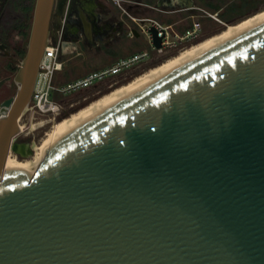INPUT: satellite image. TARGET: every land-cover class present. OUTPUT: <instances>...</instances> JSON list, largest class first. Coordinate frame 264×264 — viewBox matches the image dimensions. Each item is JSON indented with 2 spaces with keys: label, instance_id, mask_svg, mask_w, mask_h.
Returning a JSON list of instances; mask_svg holds the SVG:
<instances>
[{
  "label": "water",
  "instance_id": "water-1",
  "mask_svg": "<svg viewBox=\"0 0 264 264\" xmlns=\"http://www.w3.org/2000/svg\"><path fill=\"white\" fill-rule=\"evenodd\" d=\"M55 2L0 104V264H264V17L61 122L32 172L6 160Z\"/></svg>",
  "mask_w": 264,
  "mask_h": 264
},
{
  "label": "rangeland",
  "instance_id": "rangeland-1",
  "mask_svg": "<svg viewBox=\"0 0 264 264\" xmlns=\"http://www.w3.org/2000/svg\"><path fill=\"white\" fill-rule=\"evenodd\" d=\"M133 1L136 2L137 0H133ZM236 1H241V0H235V2ZM138 2L140 3L135 4L138 8L136 13L137 18L146 17L155 20L157 19L159 22L163 24H176L174 28L180 34H184L188 30H195V29H197V33L188 41L180 42L179 46H181V48L179 49V47H177L176 49H174L176 52H174L173 49H170L169 50L170 52L168 54L167 53L160 54L159 56H157L158 57L157 59H153L148 64H145L141 69H139L133 75H137L138 73H141L144 70L143 68H145L146 66H147L146 68H148L150 66L156 65L159 61L163 60L169 55L176 54L177 51L193 44L194 42H197V40L203 37L206 38L213 34H217V32H220L221 30H224L226 27L225 22L230 24H236L238 21H241L243 18L256 13V11H260L264 9V0H252V2L245 4L244 6H239V7L236 6V8L228 9V11L225 9V11L223 10L224 12H222V14L224 13L223 15L225 17L222 18L224 21L223 23L222 21L214 20L207 15L206 11L211 13H216L217 11L215 12L214 11L215 9L209 8V5L205 0H203L202 2H200L199 0L198 3H200L199 5L202 8L208 7L207 9H205L206 11L204 10L192 11V10H178V9L172 10L171 8L163 7L161 4L158 3V0H138ZM218 2L220 1L216 0V2L214 3L216 4ZM223 2L224 0H222V3ZM124 3L125 2L122 1L119 2V0H112V3H110L109 6H111L114 9L117 8L119 10H122L123 9L122 6L126 7ZM19 14L20 13L18 12L17 14L13 13L14 16ZM31 14H32L31 15V23H32L34 11ZM6 20L9 25L13 23V19L11 18L10 15L9 17L8 16L6 17ZM143 22H147V21H141V23ZM129 32H127V34ZM128 36L129 34L127 35V37H125L123 41L117 40L116 43H113V45H115L114 48L117 47L119 48L118 55L124 56L125 54H133L136 53L137 51L149 49L150 47V45L148 44L149 38L145 34H142L140 37H137V39H133V40H130L129 39L130 37ZM22 38L23 40H25L24 41L25 48H27L29 38H24L22 37L21 34L18 33H16L14 36L15 41H17V39L20 40ZM119 42H121L122 44L119 45ZM110 44L111 43H109L107 46L102 45L100 48L80 47L79 49H77V51H75L74 49L73 54L61 55V59L65 61L63 66L64 69L58 71V73L56 74L55 85L58 86L63 83L78 80V78L84 77L91 72L98 71V69L112 65L115 62L114 61L115 59L109 58L107 56L108 55L107 50ZM22 59L23 56L21 54L14 56L13 53L10 54L9 58H7L6 56L3 59L0 58V67H2V65L4 64L6 65L7 63L12 62L11 68H9L8 72L5 74L1 73V78H5V79L2 83H0V103L5 98L14 97L16 95L18 91V85L15 83L14 78L18 72ZM0 70L2 69L0 68ZM6 76L8 77L7 79ZM132 77L133 76L129 77L128 79L129 80L130 78L133 79ZM106 83L103 82L98 85V87H104L103 89H105V92L108 91L106 90L107 89V86H105ZM95 89L96 88L80 90L79 92L69 95L57 93L54 95V98L56 101L60 102L62 105H65L67 107L68 104L70 103L72 104L78 103L83 95L88 94L91 91H94ZM82 104L84 103H81L78 106L76 105L75 108L69 106L66 111L68 113L75 111ZM68 113L65 116H62L61 118L73 114V113L71 114ZM41 120H42L41 118H39L38 120L36 119L33 120L29 112L25 113L22 117L21 123L25 126L26 129L24 132L20 133L15 137V143L19 144L20 142H30L31 145L34 143H38L40 139L43 137L47 128L46 127L40 128V130L34 133H28V132L30 130L29 125H31L33 121H35L34 123H38ZM35 133L37 139L33 138L32 136ZM21 157L24 156L21 155Z\"/></svg>",
  "mask_w": 264,
  "mask_h": 264
},
{
  "label": "flooded vegetation",
  "instance_id": "flooded-vegetation-1",
  "mask_svg": "<svg viewBox=\"0 0 264 264\" xmlns=\"http://www.w3.org/2000/svg\"><path fill=\"white\" fill-rule=\"evenodd\" d=\"M123 1L125 2L124 5L126 7L122 6L123 9L119 10L117 8L114 9L111 6H109V4L112 3V0H56L54 6L55 11L51 21L52 30L50 36V43H52L53 45L58 44L62 51H64L63 45L65 43L71 44L73 46V49H69L67 51L70 53L64 51L65 53L64 55L73 54L74 53L73 50L75 49V51H77V49H79L80 47L100 48L102 45L107 46L109 43H111L110 45L112 46L110 45L108 46L109 48L107 50L108 51L107 56L109 58L115 59L114 60L115 62L118 61V59L120 58H125L135 54V53L125 54L124 56H120L118 55L119 48L118 47L114 48L115 45H113V43H116L117 40L123 41L128 34L130 40L137 39V37H140L142 35L140 32H137L134 33L135 37L131 36V30H134L137 26L135 21L133 20L134 18H136V13L138 10L135 4L136 3L138 4L140 2H138V0L136 2L133 0H123ZM202 1L203 0H200V2ZM205 1L208 3L209 8L215 9L214 11L218 12V17L220 21H222L223 23L224 21L222 18L225 17L223 15L224 13L222 14V12H224L225 9L228 11V9L236 8V6L238 7L244 6L245 4L252 2V0L251 1L241 0L236 2L235 0H224V2L222 3V0H218L220 2L215 4L214 2H216V0H205ZM198 2L199 0H158V3L161 4L163 7L171 8L172 10L178 9V10L196 11L194 10L196 6L200 7L199 5L200 3ZM18 3H20L19 0H0V58L2 59L5 56L9 58L11 53H13L14 56L18 54L20 55L19 51L17 52V49L14 48L13 45H10L11 42L12 43L23 42V38L20 40L17 39V41H15L14 39L15 34L18 33L22 35V33L18 28L16 30L12 28L13 25L17 24L18 20L21 19L23 15V11L18 6ZM207 8L204 7L202 9L205 10ZM17 12L20 14L14 16L13 13L17 14ZM9 15L13 19V23L10 25L6 20V17L7 16L9 17ZM228 24L230 23L225 22L226 27ZM128 29L130 30V32ZM127 32L129 33L127 34ZM204 38L205 37L197 40V42H200ZM197 42H194L193 44ZM120 44L122 43L119 42V45ZM169 52L170 51L165 53L168 54ZM172 55H169L168 57ZM157 56H159V54H154V59H157L158 58ZM11 63H7L6 65L4 64L2 65V67H0L2 69L0 70V83H2L5 79V78H1V73L3 74L7 73L9 68H11ZM134 73L135 72L133 71L129 77L136 76L133 75ZM7 78L8 77L6 76V79ZM128 78L126 80L119 81L117 84H115L112 87H110L109 85L110 81L107 82L105 85L107 86L106 90L110 91L113 88L118 87V84L129 80ZM94 88H96L94 91H91L90 93L83 95L78 103H74V104L70 103L68 104L67 107L63 105V107H65V110L57 120H59L62 116H65L68 113L66 110L69 106L75 108L76 105L78 106L79 104L84 103L77 110L68 113L71 114L73 112L78 111L89 101L94 100L98 98L101 94L105 93V89H103L104 87L96 86ZM9 98L11 97L5 98L3 101ZM32 136L33 138L37 139L36 133ZM20 144L25 145V147L26 145H28V147L31 148L30 142H20L19 145ZM21 155L23 154L20 153V156Z\"/></svg>",
  "mask_w": 264,
  "mask_h": 264
},
{
  "label": "built area",
  "instance_id": "built-area-1",
  "mask_svg": "<svg viewBox=\"0 0 264 264\" xmlns=\"http://www.w3.org/2000/svg\"><path fill=\"white\" fill-rule=\"evenodd\" d=\"M120 1L124 2L123 0H119V2ZM194 10L204 9L196 6ZM206 13L210 18L220 21L218 12L211 13L206 11ZM133 20L137 26L134 30H131V36L135 37L134 33L137 32L145 34L149 38V49L138 51L125 58H120L110 66L103 67L98 69V71L91 72L84 77L78 78V80L63 83L58 86L55 85V78L58 71L64 69L63 66L65 61L61 59V55L65 53L58 44L53 45L49 43L40 64L41 69L36 81L35 92L27 107L28 110L26 113L29 112L33 120L41 118V121H44V123L53 122L61 115L65 108L60 102L55 100V94L61 93L69 95L79 92L80 90L94 88L103 82L106 83L109 81V85L112 87L119 81L126 80L134 70L138 71L145 64L151 62L154 59V54L160 55L168 52L170 49L174 50L177 47L180 49V42L188 41L197 33V29H195L180 34L174 28L176 24H163L157 19L136 17ZM141 21L147 22L141 23ZM157 38H161V45L157 43ZM174 52L176 51L174 50ZM145 68L143 69L145 70Z\"/></svg>",
  "mask_w": 264,
  "mask_h": 264
},
{
  "label": "bare ground",
  "instance_id": "bare-ground-1",
  "mask_svg": "<svg viewBox=\"0 0 264 264\" xmlns=\"http://www.w3.org/2000/svg\"><path fill=\"white\" fill-rule=\"evenodd\" d=\"M264 17V9L260 10V11H256V13L247 16L245 18H243L241 21H238L236 24H228L227 27L224 30H221L220 32H217V34H213L211 36H208L206 38H204L203 40H201L200 42H197V44H192L186 48H183L181 50H179L175 55H172L166 59H164L163 61L159 62L157 65L152 66L144 71H142L141 73H138V75L133 76L130 80L128 81H124L120 84H118V87L113 88L110 91H107L103 94H101L98 98L89 101L87 104H85L83 107H81L78 111L73 112V114L63 117L59 120H55L53 122H48V123H44V121H40L39 124L38 123H34L35 121H33V123H31V125H29V132L28 133H34L38 130H40V128H44L46 127L47 130L45 131L43 137L40 139V141L38 143H34L31 145V148L28 147V145H19V144H15L14 143V138L12 141V145H11V149L9 152V155L7 157V161H11V162H16L19 164H23L24 166L28 167L32 172H35L38 168V165L40 164V162L42 161V159L44 158V156L46 155V153H44L43 148L41 147V145L43 144L45 138L47 137V135H49L52 131H54L61 122L75 116L76 114H78L80 111L90 107L91 105L97 103L100 99L118 91V89L134 82L137 81L139 78L148 75L154 71H157L159 68L168 65L171 62L176 61L178 58H181L185 55H188L192 52L197 51V49L202 48L204 46H207L215 41H217V39H220L224 36H227L231 33L236 32V30H239L243 27H246L250 24H253L256 22V20H259L261 18ZM64 47V51L67 52L69 49H73V46L71 44H67L65 43L63 45ZM29 106V105H28ZM10 108L4 109L2 108V106H0V116H5L8 113V110ZM28 110V108L26 109V111ZM65 110V108L63 109V111ZM26 111H24V113L20 116L19 118V133L17 135H19L20 133L25 131V126L21 123V119L23 117V115L26 113ZM62 111V113H63ZM61 113V114H62ZM61 116V115H59ZM16 135V136H17ZM20 153L23 154L24 157L20 156ZM27 157V158H26Z\"/></svg>",
  "mask_w": 264,
  "mask_h": 264
},
{
  "label": "trees",
  "instance_id": "trees-1",
  "mask_svg": "<svg viewBox=\"0 0 264 264\" xmlns=\"http://www.w3.org/2000/svg\"><path fill=\"white\" fill-rule=\"evenodd\" d=\"M20 3H18V6L23 11L22 18L18 20L17 24L13 25V29L16 30L17 28L20 30L24 38H29L31 33V13L35 10V2L36 0H19ZM25 40L23 42H17V43H10V45H13L14 48L17 49V52L24 57L27 53V48H25Z\"/></svg>",
  "mask_w": 264,
  "mask_h": 264
},
{
  "label": "crops",
  "instance_id": "crops-1",
  "mask_svg": "<svg viewBox=\"0 0 264 264\" xmlns=\"http://www.w3.org/2000/svg\"><path fill=\"white\" fill-rule=\"evenodd\" d=\"M167 20H169V19H167Z\"/></svg>",
  "mask_w": 264,
  "mask_h": 264
}]
</instances>
